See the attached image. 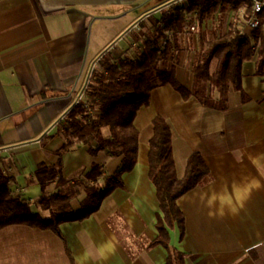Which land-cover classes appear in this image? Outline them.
Instances as JSON below:
<instances>
[{"label": "crops", "instance_id": "1", "mask_svg": "<svg viewBox=\"0 0 264 264\" xmlns=\"http://www.w3.org/2000/svg\"><path fill=\"white\" fill-rule=\"evenodd\" d=\"M172 1L0 0V169L13 176L11 191L37 200V166L56 161L54 150L64 141L59 125L99 58L107 52L134 57ZM231 17L220 14L214 27L225 32ZM210 25L187 29L188 40L182 35L175 74L188 88L194 51L215 29ZM240 84L241 91L228 90L225 102L215 92L207 103L183 99L170 85L154 88L133 119L137 157L121 175L123 187L85 219L60 223L59 234L19 224L0 228V264H164L167 249L157 239L160 211L147 161L157 114L171 130L177 177L192 152L202 155L209 170L206 183L178 198L183 233L177 226L169 229L168 244L184 255L185 264H264V81L253 59L241 63ZM93 161L106 173L118 164L105 151L93 156L85 145L75 146L61 156L67 182L52 181L45 191L67 192L77 206Z\"/></svg>", "mask_w": 264, "mask_h": 264}, {"label": "trees", "instance_id": "2", "mask_svg": "<svg viewBox=\"0 0 264 264\" xmlns=\"http://www.w3.org/2000/svg\"><path fill=\"white\" fill-rule=\"evenodd\" d=\"M240 7L244 8V19L251 15L250 0L173 2L154 19L134 57L103 54L90 72L83 89L84 99L73 103L59 125L64 141L54 150L56 161L50 166L44 163L37 166L35 178L42 189L37 200L31 203L11 191L13 176L0 169V228L19 224L59 234L60 223L83 220L97 211L107 195L123 187L121 175L136 162L139 132L133 119L140 107L148 105L154 88L170 85L183 99L194 96L205 103L211 102L217 92L219 101L225 102L229 89L241 91V63L251 59L255 62V74L264 81V6L257 13V26L229 23L225 32L214 27L210 37L201 40L191 61V88L176 78L181 38L187 29L190 32L194 24L198 29L209 27L220 14H233ZM150 126L147 161L148 177L155 186L160 211L156 215L157 239L167 249L164 264H185L184 255L168 244V231L177 226L182 235L184 215L177 200L195 186L206 183L209 170L202 155L192 152L183 176L177 177L167 121L157 114ZM79 145H85L93 156L105 151L117 158L118 164L111 173H106L102 164L93 161L82 183L85 195L73 207L69 193L60 189L48 193L45 187L52 181L57 186L67 182L61 156ZM33 204L47 211V215L34 210Z\"/></svg>", "mask_w": 264, "mask_h": 264}, {"label": "built area", "instance_id": "3", "mask_svg": "<svg viewBox=\"0 0 264 264\" xmlns=\"http://www.w3.org/2000/svg\"><path fill=\"white\" fill-rule=\"evenodd\" d=\"M251 6H252V13L250 16H248L246 19L243 18L244 16V8L240 7L232 14L230 24L232 26H237L239 24L243 25L246 24L249 27H255L258 24V17L257 13L260 11L261 7L264 6V2L262 0H250ZM193 29V27H191ZM87 84V82H86ZM85 84V85H86ZM84 89V88H83ZM83 89L81 90V93L76 97L75 102L83 100Z\"/></svg>", "mask_w": 264, "mask_h": 264}, {"label": "rangeland", "instance_id": "4", "mask_svg": "<svg viewBox=\"0 0 264 264\" xmlns=\"http://www.w3.org/2000/svg\"><path fill=\"white\" fill-rule=\"evenodd\" d=\"M176 1H177L178 3H180V2H182L183 0H174V1L171 2V4H173V2H176ZM171 4L169 3V4H167V6L165 5L166 7H163L161 11L165 10V9H166L167 7H169V5H171ZM222 21H223V20H222ZM222 21H221V22H222ZM217 23H218V19L216 18V20H215L214 22H212V24L210 25L211 28H214L215 24H217ZM187 27L189 28V24L187 25ZM187 27H186V28H187ZM196 28H197V26H196V24H194V29H191V28H190V30L193 31V32H196V30H197ZM185 33H186V32H185ZM184 36H185V37L187 38V40H188V37L186 36V34H185Z\"/></svg>", "mask_w": 264, "mask_h": 264}]
</instances>
